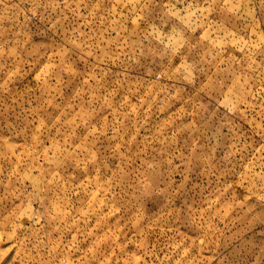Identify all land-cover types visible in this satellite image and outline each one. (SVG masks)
<instances>
[{
	"label": "rangeland",
	"instance_id": "rangeland-1",
	"mask_svg": "<svg viewBox=\"0 0 264 264\" xmlns=\"http://www.w3.org/2000/svg\"><path fill=\"white\" fill-rule=\"evenodd\" d=\"M0 264H264V0H0Z\"/></svg>",
	"mask_w": 264,
	"mask_h": 264
}]
</instances>
